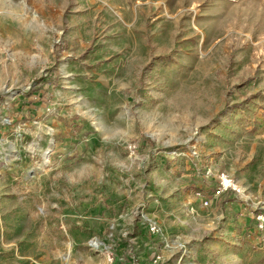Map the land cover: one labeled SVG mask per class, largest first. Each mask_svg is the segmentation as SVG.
<instances>
[{
  "label": "rangeland",
  "instance_id": "1",
  "mask_svg": "<svg viewBox=\"0 0 264 264\" xmlns=\"http://www.w3.org/2000/svg\"><path fill=\"white\" fill-rule=\"evenodd\" d=\"M261 212L264 0H0V264H264Z\"/></svg>",
  "mask_w": 264,
  "mask_h": 264
},
{
  "label": "built area",
  "instance_id": "2",
  "mask_svg": "<svg viewBox=\"0 0 264 264\" xmlns=\"http://www.w3.org/2000/svg\"><path fill=\"white\" fill-rule=\"evenodd\" d=\"M227 190H233L238 193L244 194V189L234 179L228 176L226 173H222L218 178V184L215 188L216 196L222 195ZM257 228L260 231H264V212L257 215Z\"/></svg>",
  "mask_w": 264,
  "mask_h": 264
},
{
  "label": "crops",
  "instance_id": "3",
  "mask_svg": "<svg viewBox=\"0 0 264 264\" xmlns=\"http://www.w3.org/2000/svg\"><path fill=\"white\" fill-rule=\"evenodd\" d=\"M119 11H121L123 14H124V10L123 9H120ZM126 19V18H125ZM15 20H18L17 18L16 19H14V21H10V22H15L16 23V21ZM20 20V19H19ZM9 21L7 22V23H10ZM137 46V45H136Z\"/></svg>",
  "mask_w": 264,
  "mask_h": 264
},
{
  "label": "bare ground",
  "instance_id": "4",
  "mask_svg": "<svg viewBox=\"0 0 264 264\" xmlns=\"http://www.w3.org/2000/svg\"><path fill=\"white\" fill-rule=\"evenodd\" d=\"M46 155H47V158H48V157H49V153L47 152V154H46Z\"/></svg>",
  "mask_w": 264,
  "mask_h": 264
}]
</instances>
